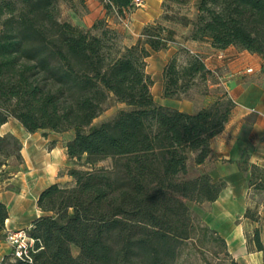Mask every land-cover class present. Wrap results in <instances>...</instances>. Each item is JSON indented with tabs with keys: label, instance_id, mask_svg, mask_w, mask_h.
I'll return each mask as SVG.
<instances>
[{
	"label": "trees",
	"instance_id": "16d2710c",
	"mask_svg": "<svg viewBox=\"0 0 264 264\" xmlns=\"http://www.w3.org/2000/svg\"><path fill=\"white\" fill-rule=\"evenodd\" d=\"M98 1L106 15L84 29L60 18V3L74 7L75 0H0V127L14 119L29 133L71 131L67 156L85 167L68 168L71 182L40 192L44 214L28 230L33 246L0 264H175L179 245L192 237L187 201L213 202L225 187L206 172L185 175L189 159L200 165L210 155L233 100L224 92L194 113L160 105L146 58L176 43L175 22L188 28L186 39L233 45L264 60V0H197L194 18L169 13L170 4L187 0H163L160 19L131 46L118 44L107 18L124 16L133 0ZM179 47L163 69V97L179 98L197 76L213 75L201 55ZM182 50L188 59L179 64ZM111 98L125 107L94 123ZM22 148L18 136L0 133V181L22 163ZM248 185L264 195V167L249 166ZM7 217L0 202V239ZM244 217L257 218L248 210ZM251 242L264 255L257 228Z\"/></svg>",
	"mask_w": 264,
	"mask_h": 264
},
{
	"label": "crops",
	"instance_id": "0c3cea01",
	"mask_svg": "<svg viewBox=\"0 0 264 264\" xmlns=\"http://www.w3.org/2000/svg\"><path fill=\"white\" fill-rule=\"evenodd\" d=\"M77 1L75 0L74 7L66 3L62 5L66 13L64 20L88 29L95 21L105 17L106 10L100 1L83 0L82 5ZM162 2L163 0H143L142 7L125 11L124 16L110 12L107 25L117 31L122 46H131L138 41L145 25L160 19L163 13ZM173 28L177 31L176 43L164 50H150V55L146 58V72L153 79L151 92L158 104L189 113L208 106L224 92L233 100L234 107L229 120L224 129L211 140L210 155L202 164L196 165V168L201 173H208L213 180L225 181V187L220 191L218 198L209 202L212 212L206 216L207 224L227 240L230 251H237L243 247L245 249L240 236L241 229L230 228V223L244 216L247 208L246 200L250 188L249 166L254 163L264 167V60L256 53L233 45L220 49L213 47L208 41L186 39V36L179 39L180 36L188 34V28L180 26ZM178 45L202 56L206 67L220 80V83L213 84L214 87L219 86L222 92L217 94L209 85V90L195 97H163V69L177 52ZM249 68L251 71L248 72ZM154 74L157 78H154ZM23 130L25 131L24 128ZM8 131L14 133L12 130ZM52 134H56L58 137L55 138L58 140L50 139ZM71 135L72 132L69 131L62 134L51 132L43 136L44 141L50 144L48 143V148L43 144L44 152L41 154L43 170L39 177L33 182L25 181L19 185V194L16 190L13 192L17 196L15 198L7 195L9 190H0V202L5 203L8 208L5 227L1 231L3 238L0 239V260L11 252L4 239L6 231L30 227L33 219L44 214L37 206L40 192L49 184L71 181V178L67 177L71 159L67 156L65 148V142ZM51 141L55 143L51 144ZM22 143L23 161L20 165H27L28 155H31L30 148L25 142ZM245 162L248 165L247 170L242 168ZM12 176L4 179V186L10 185ZM4 193H7L6 196ZM259 203V213L262 215L261 218H264V211L260 209L264 204V195ZM253 254L262 257L260 251L254 250Z\"/></svg>",
	"mask_w": 264,
	"mask_h": 264
},
{
	"label": "rangeland",
	"instance_id": "374dc122",
	"mask_svg": "<svg viewBox=\"0 0 264 264\" xmlns=\"http://www.w3.org/2000/svg\"><path fill=\"white\" fill-rule=\"evenodd\" d=\"M196 1L197 0H187L184 4H170L169 13L170 15H176L179 17L181 15H186L189 18H194L196 15ZM64 3H60V18L64 20L66 13L63 11L62 5ZM172 24V25H171ZM169 25V24H167ZM170 25L172 27H184L179 23L171 22ZM177 34V31L175 30ZM186 35L180 36L179 39H184ZM120 40V39H119ZM118 42V41H117ZM121 45V42H118ZM179 48H183L181 45ZM188 55L185 51L182 50L179 56V64H183L187 61ZM154 78L157 76L154 74ZM220 83L218 76L213 73L212 76H208L206 80L201 79L197 76L191 86L188 88L186 93H184L181 97H195L197 94H202L206 92L209 85L212 87L213 91L216 90V93L222 92L219 86L214 87L213 84ZM215 89H214V88ZM151 89V88H150ZM125 105L123 103H118L114 101L113 98L109 99L106 102V108L104 111L94 119V123H98L102 120H106L112 117L119 109L124 108ZM8 130H12L16 136H18L23 142L26 143L30 149V156L28 155V164L27 165H15L7 168L9 175H7L4 179L11 177L10 185L4 186V179L0 181V190L4 191L9 190V192L4 193L3 195H11L12 197H17L13 192L18 191L19 194V185L24 183L25 181L33 182L36 178L39 177L41 171L43 170L41 154L43 151V144L48 148L50 142H45L43 139V132L37 131L35 134H27L21 124L14 120L10 119L6 124L0 127V133H4ZM51 133V132H48ZM67 135V134H66ZM56 134H52L50 139H54ZM58 137V136H57ZM57 139V138H55ZM58 140V139H57ZM110 160L107 159L98 164L107 165ZM29 168H28V167ZM70 167L76 168H85L81 165V162L77 160L70 161ZM18 171V172H17ZM61 173H65V171H61ZM194 164L192 158L188 161V172L185 175L187 178H192L198 174H200ZM11 174V175H10ZM70 178V176L67 175ZM71 181H62L61 183H69ZM16 190V191H15ZM11 191V192H10ZM23 197V196H19ZM262 195L258 193L254 187L249 188V192L247 195V208L250 215L256 216V220L250 219L248 217L242 216L240 219L237 218L232 223H230V228L232 229H241V239H243V246H245L237 251H230L229 245L227 244V240L223 238L216 230H213L209 227V224L206 222V216L212 212L210 209L209 202L196 203L193 201H187V205L190 209L193 228H192V237L184 240L179 245L178 255L176 258L175 264H262L264 262V255L260 258L259 256L253 254L254 250H256L251 242L253 237V232L257 228L260 232V238L262 242H264V218H261V213H259V201L261 200ZM20 204V202H19ZM18 205V204H17ZM30 206V205H29ZM33 206V205H31ZM261 206V205H260ZM264 211V204H262L261 208ZM245 210V211H246ZM261 212V210H260ZM224 239V241H223ZM8 245V244H7ZM9 246V245H8ZM11 249V248H10ZM253 250V251H252ZM71 251L74 255L77 254L78 249L74 245L71 247ZM252 252V254L250 253Z\"/></svg>",
	"mask_w": 264,
	"mask_h": 264
},
{
	"label": "built area",
	"instance_id": "2783aa9c",
	"mask_svg": "<svg viewBox=\"0 0 264 264\" xmlns=\"http://www.w3.org/2000/svg\"><path fill=\"white\" fill-rule=\"evenodd\" d=\"M143 6V0H133V9ZM251 71V68L247 69ZM29 227L8 229L5 233V241L11 248V253L16 257L27 256L33 246L34 239L28 234Z\"/></svg>",
	"mask_w": 264,
	"mask_h": 264
}]
</instances>
